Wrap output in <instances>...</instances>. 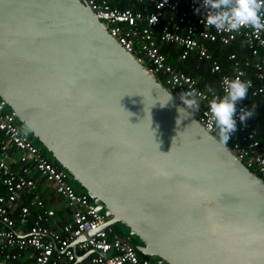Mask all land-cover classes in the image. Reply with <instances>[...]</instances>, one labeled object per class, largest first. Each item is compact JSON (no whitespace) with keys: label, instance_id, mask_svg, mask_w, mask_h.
Returning a JSON list of instances; mask_svg holds the SVG:
<instances>
[{"label":"water","instance_id":"obj_1","mask_svg":"<svg viewBox=\"0 0 264 264\" xmlns=\"http://www.w3.org/2000/svg\"><path fill=\"white\" fill-rule=\"evenodd\" d=\"M6 107L140 254L264 264V181L179 111L85 0H0Z\"/></svg>","mask_w":264,"mask_h":264},{"label":"built area","instance_id":"obj_2","mask_svg":"<svg viewBox=\"0 0 264 264\" xmlns=\"http://www.w3.org/2000/svg\"><path fill=\"white\" fill-rule=\"evenodd\" d=\"M85 1L108 33L180 104L182 92L197 93L198 106L186 109L216 138L209 101L223 96L225 77L250 81V99L264 105V31L248 26L235 32L217 31L207 26L203 0H130L138 8L123 9L112 6L109 0ZM261 16L264 18V5ZM239 41L247 56L239 58L231 53L226 73L210 47ZM162 45L173 46L179 62L190 57L205 62L210 74L217 75L215 84L200 87L196 78L167 61L160 51ZM236 107V131L226 144L217 139L264 181V145L252 131L250 118L244 123L239 120L245 106L238 102ZM33 173L52 184L71 210L62 226L56 227L55 212L45 208ZM70 180L64 169L49 161L42 149L21 133L11 112L0 111V186L4 189L0 195V264L21 261L26 252H32V264H151L130 242L116 235L93 200L77 192ZM16 212L19 222L13 218Z\"/></svg>","mask_w":264,"mask_h":264},{"label":"clouds","instance_id":"obj_3","mask_svg":"<svg viewBox=\"0 0 264 264\" xmlns=\"http://www.w3.org/2000/svg\"><path fill=\"white\" fill-rule=\"evenodd\" d=\"M207 9L205 24L214 27L217 31H239L242 27L248 26L253 30L264 31V18L261 16V8L264 0H203ZM223 96H214L209 101V110L215 122L218 136L222 143H227L230 134L236 131L237 103L247 97L250 81H243L240 77L223 80ZM197 93L193 91L182 92L180 100L184 109H193L198 106ZM172 97L169 95L168 101ZM166 102V103H167ZM254 110H240L239 120L241 123L253 117ZM194 122V121H193Z\"/></svg>","mask_w":264,"mask_h":264},{"label":"trees","instance_id":"obj_4","mask_svg":"<svg viewBox=\"0 0 264 264\" xmlns=\"http://www.w3.org/2000/svg\"><path fill=\"white\" fill-rule=\"evenodd\" d=\"M110 4L112 6H118L120 9L126 8V7H135L138 8L135 3L131 2L130 0H109ZM210 50L213 52L215 59L218 61L219 65L224 69V72H228L230 67V62L227 60V57L231 53H236L239 58H245L247 56V49L244 47L243 43L240 41L238 43H234L230 46H220L218 44H215L210 47ZM160 51L166 55L167 61L173 65L174 67L178 68L185 74L194 77L197 79L198 84L200 87L206 88L209 86H213L215 84V81L217 80V75L210 74L209 72V66L205 62H199L196 58L190 57L186 61L179 62L177 61V54L176 50L171 45H162L160 46ZM246 108V110H254L253 117L250 118V123L252 125V131L255 133L256 138L261 142V145H264V105L255 102L254 100L250 99L249 97V90L247 93L246 99L243 101H240ZM4 112H11L9 108H5L3 110ZM17 126L22 134L28 136L30 139L33 140L34 144L39 146L43 153L46 155L47 159L53 164L57 165L54 161V159L47 156V154H50L47 152L43 146L40 144V142L32 137V134L27 130V128L20 122L17 121ZM219 138V137H217ZM220 139V138H219ZM60 169H62L59 165H57ZM70 183L73 185L74 189L79 193H85L86 191L80 187V185L70 180ZM4 194V189L0 186V195ZM26 203V201H25ZM13 218L16 222H19V215L18 212L13 214ZM114 231L116 235L127 239V231L128 228L123 223H117L116 225H113ZM134 240L142 245L140 240L132 236ZM138 255L141 258H145L150 260V257L144 256L140 254L137 251ZM157 258V257H156ZM159 260V258H157ZM15 263V262H10Z\"/></svg>","mask_w":264,"mask_h":264},{"label":"crops","instance_id":"obj_5","mask_svg":"<svg viewBox=\"0 0 264 264\" xmlns=\"http://www.w3.org/2000/svg\"><path fill=\"white\" fill-rule=\"evenodd\" d=\"M11 157H16V154L12 151L10 152ZM15 159L12 161L14 163ZM33 178L37 186V190L40 194L41 199L44 202L45 208L51 209L55 212L56 227L62 226L71 216V210L66 205V202L59 197L55 191L52 184L46 182L43 178L33 173ZM32 252H26L24 258L21 261L15 263H1V264H32L31 259Z\"/></svg>","mask_w":264,"mask_h":264},{"label":"rangeland","instance_id":"obj_6","mask_svg":"<svg viewBox=\"0 0 264 264\" xmlns=\"http://www.w3.org/2000/svg\"><path fill=\"white\" fill-rule=\"evenodd\" d=\"M51 154H47V156L50 158ZM151 264H158L159 260L156 257H150Z\"/></svg>","mask_w":264,"mask_h":264}]
</instances>
